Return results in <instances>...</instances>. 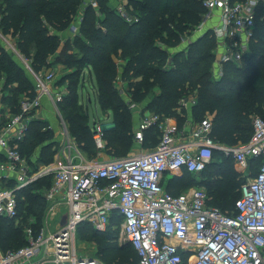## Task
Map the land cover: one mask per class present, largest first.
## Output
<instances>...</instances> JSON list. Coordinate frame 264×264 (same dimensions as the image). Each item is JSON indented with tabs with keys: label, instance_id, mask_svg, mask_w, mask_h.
Returning a JSON list of instances; mask_svg holds the SVG:
<instances>
[{
	"label": "trees",
	"instance_id": "obj_1",
	"mask_svg": "<svg viewBox=\"0 0 264 264\" xmlns=\"http://www.w3.org/2000/svg\"><path fill=\"white\" fill-rule=\"evenodd\" d=\"M96 2L101 15L92 6L84 8L80 33L62 46L61 34L75 22L82 11L83 0H0V31L6 38L16 39L12 44L35 72L48 73L58 64L72 69L58 83H68V94L59 109L70 135L85 155H93L96 150L93 124H90L88 110L80 95L86 73L94 76L96 100L102 111L106 115L112 113V125L104 126L103 133L106 149L117 157L135 146L134 112L129 100L132 104H141L143 113L149 111L162 118L176 119L180 127L189 119L198 123L212 116L211 137L219 145L234 147L250 141L253 117L260 115L264 119L263 4L258 6L249 56L241 63H226L224 74L218 79L212 70L217 46L212 30L196 40L191 39L186 48H179L187 34L195 32L203 21L206 9L199 1L128 0V13L139 19L132 24L117 13L109 0ZM169 56L174 66L167 67ZM138 78L141 80L133 81ZM119 79L126 87L123 89L127 91V97L117 86ZM1 85L4 102L14 113L20 110L23 100L36 96L31 75L0 40ZM191 95L196 96L197 102L190 117L185 110L179 112L178 109L179 102ZM158 135L157 127L146 132V149L157 145ZM57 144L49 122L35 118L20 150L38 170L41 164L53 162ZM215 153L212 163L200 174L187 171L182 177L166 174L163 185L175 195L197 185L207 187L214 204L209 202V205L231 214L245 179H238L233 158L219 152L228 160L216 162ZM263 161L262 158L250 159V169L256 171L252 177L258 175ZM213 168L215 171L212 172ZM204 175L206 177H202ZM47 180L48 184H44ZM51 186L52 177L33 183L18 195L19 218L0 217V248L3 252L27 245L26 228L33 227L35 231L41 228L48 207L43 189ZM34 217L37 222H30L29 219ZM120 222L121 218L114 216L105 233L82 224L77 231L78 237L97 245L101 261L138 264V253L132 245L119 242Z\"/></svg>",
	"mask_w": 264,
	"mask_h": 264
},
{
	"label": "built area",
	"instance_id": "obj_2",
	"mask_svg": "<svg viewBox=\"0 0 264 264\" xmlns=\"http://www.w3.org/2000/svg\"><path fill=\"white\" fill-rule=\"evenodd\" d=\"M197 1L206 12L196 32L203 33L209 21L219 19L212 30L220 42L215 65L241 63L255 36L261 0ZM85 5L96 8L98 4L92 0ZM121 16L131 24L139 21L125 10ZM83 20L81 11L70 28L72 38L80 33ZM0 40L31 75L36 89V96L23 100L18 112L7 115L0 108V217L18 219V195L40 179L52 177V186L44 193L49 204L47 221L36 231L33 227L25 230L26 246L7 252L0 248V264H103L97 258L78 255L76 234L82 224L105 233L114 216L121 218L123 240L119 237V242L132 245L138 253V264H264V161L258 175L247 177L241 185L240 198L231 214L210 206L205 188L192 187L175 195L163 185L166 174H200L212 163L216 150L243 167L252 158L264 160L263 118L253 120L248 143L229 147L212 139V116L198 123L189 119L180 127L176 119L143 113L140 105L129 100L133 112H140V122L134 129L138 151L126 158L95 161L70 135L54 92L56 73L35 72L1 31ZM121 93L128 96L123 90ZM44 100L53 105L62 127L56 133L53 162L32 171L20 146ZM196 102V96L183 98L178 111L185 110L191 117ZM154 127L159 131L158 143L146 150L145 134ZM93 131L96 147L104 149L100 121L94 122ZM59 209L66 211V219L51 229L48 218L55 217Z\"/></svg>",
	"mask_w": 264,
	"mask_h": 264
},
{
	"label": "rangeland",
	"instance_id": "obj_3",
	"mask_svg": "<svg viewBox=\"0 0 264 264\" xmlns=\"http://www.w3.org/2000/svg\"><path fill=\"white\" fill-rule=\"evenodd\" d=\"M217 22L219 23V19H218ZM200 34H201L200 32H191L190 34H187L186 38L184 39V41L182 43L183 45L181 44L182 46L180 45L179 48L180 49L186 48V46L189 43V41L191 39L196 40L197 38L200 37L199 36ZM9 39H10L11 42H15L16 43V39L15 38H9ZM216 42H217V40H216ZM218 43H220V42H217V46H216V49H215V61H216V58L219 57L218 56V53L219 52H218V49H217L218 48ZM4 46H5V48L7 50H9L8 49L9 46H6L5 44H4ZM249 53H250V49H249ZM249 53H248V56H249ZM171 54L172 53H170V55ZM171 56H169V59H167V61H166L167 67L174 66V62H173ZM215 61H214L213 68H212V70H213V76H215L216 78L219 79L220 77L223 76L224 71L226 69V67H225L226 65L224 64L221 67H218V66L215 65ZM52 63H53V61L51 62V64ZM52 69H55V71L57 73V78H60V79H56V81L54 83V92L56 94V98L59 99V104H60L64 100V96H66L68 94V90H67L68 83L67 82L64 83V84H61V85L59 84L58 85L59 80L61 82L62 78L65 76L63 74H64V71L66 69H64L62 71L59 70V69H57L56 67L55 68L52 67ZM122 71H123L122 68H120V73L121 74H122ZM140 80H141V78H138V79H135L133 81L134 82H138ZM92 84L93 83H91V79H89V74H88V80L83 85V87H81V91H80L81 102L85 105L86 109L88 110L87 113L90 116V121H91L90 124H94V122L96 120L97 121H100L102 123V130H104L105 127H109V126L112 125V122H113L112 113H110L109 115L104 114V112L102 111L100 105L98 104V102L96 100V95H95V91H94V88H93ZM117 86H118L119 89H121L125 93H127V91L124 90V89H126V87H125L124 83H122V81L120 79L118 80V85ZM124 97H126V96H124ZM140 106L142 107L141 104H140ZM48 109H49V119L47 120L45 118V116H44V119L47 120L49 122V124L51 125V127L54 129V131L56 133H58L61 130V127H62L61 122H60V119H59V117H58V115L56 113V110L53 107V105L50 104V106L48 107ZM255 118H262V116L255 115L253 117V120ZM253 120H252V122H253ZM139 122H140V112L136 111L133 114V123H134L133 132H134V129L138 126ZM56 133H55V137L57 138ZM106 144L107 143L105 141V148L104 149H98L96 147V150L97 151L94 149L95 154H93V155L86 153L87 157L88 158L90 157L89 159H93L95 161H106V160H110V159L126 158V157H129V156L133 155L134 153H136L138 151L137 146L135 145L132 149H130L129 151H126V153L124 155L117 157V156H115L113 154H110V152L106 149ZM150 149H152V148H150ZM150 149L147 148L146 150H150ZM219 152H220L219 150H216V153H215V160H216V162H226L228 159H223V156H221ZM227 158H232V157H227ZM233 162H234V171H235L236 175L238 176V179L244 180L247 177H252V176H254L256 174V171L255 170H251L250 169V165L249 164H248L247 167H243L242 165H239L235 161H233ZM30 166L33 169L32 171H36L35 168L31 164H30ZM42 166H43V164H41L39 166V168L42 167ZM213 171H215V168L212 169V172ZM197 177H200L201 178V176H197ZM202 177H206V176L204 175ZM226 180L228 181V179H226ZM42 184L43 183H41V185ZM44 184H48V180ZM196 187L197 188H205L208 191L207 187L200 186V185H197ZM46 189H48V188L46 187V188L43 189V193H45V190ZM234 194H236V192ZM209 202L211 203V205H214L213 204V200H209ZM46 203H47L46 205L48 207L46 209L45 216H44V219H43V222H42L43 224H45V221H47V212H48V209H49V204H48L47 201H46ZM66 216H67L66 211H64L62 209H59V211H58V213H57V215L55 217L50 216L48 218V224L50 225V228L51 229H55L58 226H60L63 223V221L66 219ZM29 221L30 222H34V223L37 222L35 217L34 218H30ZM119 237L121 238L120 233H119ZM26 238L27 237L25 235V239ZM122 240L123 239L121 238V241ZM122 244H124V243H122ZM76 245H77L78 255L79 256L99 259V253H98V247H97V245L95 243L91 242V241H88V240H84V239L79 238L78 237V232L76 234ZM102 263L103 264H108L104 260L102 261Z\"/></svg>",
	"mask_w": 264,
	"mask_h": 264
},
{
	"label": "crops",
	"instance_id": "obj_4",
	"mask_svg": "<svg viewBox=\"0 0 264 264\" xmlns=\"http://www.w3.org/2000/svg\"><path fill=\"white\" fill-rule=\"evenodd\" d=\"M90 1H92V0H83V4H82V11H84V8H87V7H89V6H86L85 4L86 3H88V2H90ZM259 1V0H258ZM109 2H110V4H111V6L117 11V13L119 14V15H121V12L123 11V10H125V11H127V12H129V7H128V0H109ZM260 4H263L264 5V0H261L260 1ZM94 8V7H93ZM96 11H97V13L99 14V16L101 15L100 14V11H99V6L97 5V7L96 8H94ZM80 12V11H79ZM78 18V15L76 16V19ZM76 19H75V21H76ZM218 21V18H213L211 21H209V23L207 24V26L204 28V30H203V33H201L199 36H201V35H203L206 31H209V30H213L216 26H218L219 25V23L217 22ZM198 29V28H197ZM196 32V31H195ZM72 32L70 31V29L69 30H67V31H65V32H63L62 34H61V37H62V39H63V42H62V46L64 45V42L66 41V40H68V39H72ZM52 62V60H51V58L49 59V63H51ZM54 68L56 67L57 69H59V70H64V69H66L65 71H64V74L63 75H66L67 73H70L71 71H72V69H67L65 66H63V65H61V64H58V65H56V66H53ZM51 70H53L55 73H56V71H55V69H51ZM88 74L89 73H86V75H85V83H86V81L88 80ZM56 79H60V78H57V73H56ZM89 79H91V83H93L92 84V86H93V88H94V76H91V75H89ZM56 81V80H55ZM90 81V80H89ZM94 91H95V89H94ZM4 92H3V86L1 85L0 86V108H2L3 109V111L5 112V114H7V115H10V114H13L14 113V111L12 110V108L10 107V106H8V104H6L5 102H4ZM91 101V100H90ZM50 106V103L48 102V100H44L43 101V108H42V110H41V112H39V114H38V118L39 119H42V120H45L44 119V116H45V118L48 120L49 119V109H48V107ZM3 120V124H4V122L6 121V118H3L2 119ZM56 133V132H55ZM0 156H1V154H0Z\"/></svg>",
	"mask_w": 264,
	"mask_h": 264
},
{
	"label": "water",
	"instance_id": "obj_5",
	"mask_svg": "<svg viewBox=\"0 0 264 264\" xmlns=\"http://www.w3.org/2000/svg\"><path fill=\"white\" fill-rule=\"evenodd\" d=\"M125 244H129V242L128 241H126V242H124ZM90 260H92V258H90Z\"/></svg>",
	"mask_w": 264,
	"mask_h": 264
}]
</instances>
